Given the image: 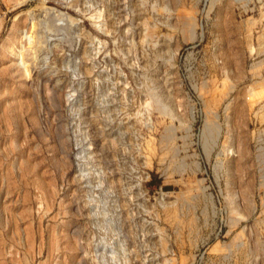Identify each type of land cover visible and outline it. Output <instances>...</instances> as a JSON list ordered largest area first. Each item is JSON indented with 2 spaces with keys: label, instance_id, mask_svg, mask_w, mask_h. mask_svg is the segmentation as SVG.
<instances>
[{
  "label": "rangeland",
  "instance_id": "obj_1",
  "mask_svg": "<svg viewBox=\"0 0 264 264\" xmlns=\"http://www.w3.org/2000/svg\"><path fill=\"white\" fill-rule=\"evenodd\" d=\"M0 264H264V0H0Z\"/></svg>",
  "mask_w": 264,
  "mask_h": 264
}]
</instances>
